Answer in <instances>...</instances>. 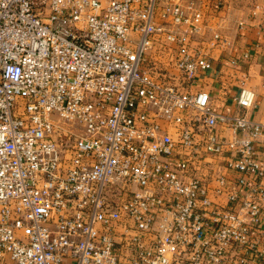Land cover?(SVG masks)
<instances>
[{"label":"built area","instance_id":"obj_1","mask_svg":"<svg viewBox=\"0 0 264 264\" xmlns=\"http://www.w3.org/2000/svg\"><path fill=\"white\" fill-rule=\"evenodd\" d=\"M204 24L197 0H0V264L264 260L257 95L194 91L228 44Z\"/></svg>","mask_w":264,"mask_h":264},{"label":"crops","instance_id":"obj_2","mask_svg":"<svg viewBox=\"0 0 264 264\" xmlns=\"http://www.w3.org/2000/svg\"><path fill=\"white\" fill-rule=\"evenodd\" d=\"M197 6L205 22L198 39L208 43L218 33L228 44L208 50L216 69L222 72L221 77L205 79L194 91H211L215 98L214 108L221 113L234 114L239 109L233 98L238 94L237 86L245 74L247 86L257 95L256 106L246 111L247 115L264 123V0H197ZM246 53H249L247 59L244 58ZM232 60L240 61V70L233 69ZM222 84L226 91L220 89ZM225 134L231 137L232 131L227 129ZM256 148L264 167L262 138L256 142ZM262 206L264 209V202ZM257 264H264V260Z\"/></svg>","mask_w":264,"mask_h":264},{"label":"rangeland","instance_id":"obj_3","mask_svg":"<svg viewBox=\"0 0 264 264\" xmlns=\"http://www.w3.org/2000/svg\"><path fill=\"white\" fill-rule=\"evenodd\" d=\"M170 52L171 51L168 45L159 43L154 47V50L150 52V54L153 55V58L148 65L149 74L151 77L154 79L169 80L172 82L179 81L178 75L175 71V68L173 67L171 58L172 53ZM163 73L169 74L171 76V80L169 78H165V74ZM6 264H13V262L8 259Z\"/></svg>","mask_w":264,"mask_h":264}]
</instances>
